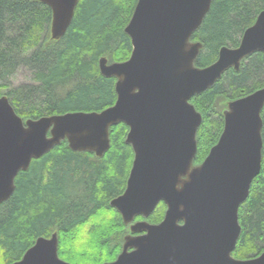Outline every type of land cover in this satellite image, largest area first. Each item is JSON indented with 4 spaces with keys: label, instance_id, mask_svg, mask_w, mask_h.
Wrapping results in <instances>:
<instances>
[{
    "label": "water",
    "instance_id": "obj_1",
    "mask_svg": "<svg viewBox=\"0 0 264 264\" xmlns=\"http://www.w3.org/2000/svg\"><path fill=\"white\" fill-rule=\"evenodd\" d=\"M52 9L50 34L61 39L80 0H38ZM212 0H138L125 27L132 52L122 62L101 56L99 67L116 78L117 100L93 111H69L23 119L9 96H0V204L15 191L16 177L32 159L62 141L73 151L103 157L110 128L129 126L125 142L134 160L124 192L110 201L130 225L114 261L102 264H264L258 256H233L241 234L240 205L262 170L264 86L223 110L224 130L202 163L195 164L197 133L203 121L191 98L213 86L230 68L264 52V9L237 47L223 45L217 59L197 66L202 41L192 40ZM164 219L147 218L159 202ZM140 233V234H136ZM12 264H74L58 253V233L40 236Z\"/></svg>",
    "mask_w": 264,
    "mask_h": 264
},
{
    "label": "trees",
    "instance_id": "obj_2",
    "mask_svg": "<svg viewBox=\"0 0 264 264\" xmlns=\"http://www.w3.org/2000/svg\"><path fill=\"white\" fill-rule=\"evenodd\" d=\"M138 0H80L67 33L52 40V9L38 0H0V96H9L23 117L69 111L102 110L117 100L116 78L104 76L101 56L111 62L127 60L132 52L125 32ZM264 9V0H212L210 10L192 40L202 41L197 66L213 63L223 45L237 47L244 31ZM21 68L32 81L10 87ZM264 86V52L228 69L210 88L191 98L201 112L195 164L202 163L225 126L223 110L229 100ZM264 121V108L262 110ZM129 126H111V146L103 157L73 151L62 141L16 177L12 196L0 204V264L22 258L40 236L58 233L59 256L74 264L114 261L128 231L110 201L122 194L134 160L125 142ZM264 142V124L262 129ZM159 202L148 216L151 223L165 217ZM144 216H137L143 218ZM241 234L233 256L246 259L264 251V144L262 170L240 205Z\"/></svg>",
    "mask_w": 264,
    "mask_h": 264
},
{
    "label": "rangeland",
    "instance_id": "obj_3",
    "mask_svg": "<svg viewBox=\"0 0 264 264\" xmlns=\"http://www.w3.org/2000/svg\"><path fill=\"white\" fill-rule=\"evenodd\" d=\"M29 81H32V73L26 68H21L12 77L9 85L10 87H12V86H17L21 83L29 82Z\"/></svg>",
    "mask_w": 264,
    "mask_h": 264
},
{
    "label": "flooded vegetation",
    "instance_id": "obj_4",
    "mask_svg": "<svg viewBox=\"0 0 264 264\" xmlns=\"http://www.w3.org/2000/svg\"><path fill=\"white\" fill-rule=\"evenodd\" d=\"M167 209V208H166ZM122 216V215H121ZM148 218V217H147ZM147 218H145V217H143V218H135V220H134V222L135 221H139V220H144V219H146L147 221H148V219ZM123 219V218H122ZM151 223V222H150ZM127 225V224H126ZM127 227H128V231H127V233L125 234V235H127L129 232H130V225H127ZM136 234H140V233H136ZM124 235V236H125Z\"/></svg>",
    "mask_w": 264,
    "mask_h": 264
}]
</instances>
